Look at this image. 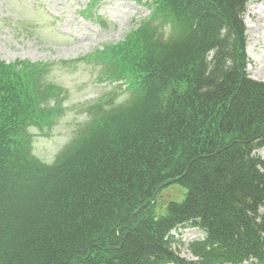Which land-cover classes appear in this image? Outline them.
I'll use <instances>...</instances> for the list:
<instances>
[{
    "label": "trees",
    "instance_id": "trees-1",
    "mask_svg": "<svg viewBox=\"0 0 264 264\" xmlns=\"http://www.w3.org/2000/svg\"><path fill=\"white\" fill-rule=\"evenodd\" d=\"M250 2L151 0L123 42L90 58L105 82L125 85L129 105H97L50 165L32 154L30 129L54 125L61 107L47 105L59 89L44 84V65L0 63V264H264V82L246 72ZM162 20L173 37L144 43ZM169 181L184 198L155 217ZM180 228L203 234L192 260L173 249Z\"/></svg>",
    "mask_w": 264,
    "mask_h": 264
},
{
    "label": "rangeland",
    "instance_id": "rangeland-1",
    "mask_svg": "<svg viewBox=\"0 0 264 264\" xmlns=\"http://www.w3.org/2000/svg\"><path fill=\"white\" fill-rule=\"evenodd\" d=\"M151 0H0V63L41 64L47 69L45 85L59 89V97L48 109L61 107L53 115L52 127L31 128L32 154L50 165L84 127L91 116L125 108L130 96L121 82H105L102 68L90 61L97 51L123 42L150 13ZM259 7L256 14L250 8ZM242 16L246 31L248 66L254 81L264 82V0H252ZM251 13V14H250ZM169 24L156 21L142 34L144 43H167ZM147 45V44H145ZM103 73V74H102ZM76 137V136H75ZM264 160V149L256 154ZM156 192L155 217L165 214L169 202L183 200L185 189L178 183ZM173 249L192 260L188 245L203 237L193 228L175 233Z\"/></svg>",
    "mask_w": 264,
    "mask_h": 264
},
{
    "label": "bare ground",
    "instance_id": "bare-ground-1",
    "mask_svg": "<svg viewBox=\"0 0 264 264\" xmlns=\"http://www.w3.org/2000/svg\"><path fill=\"white\" fill-rule=\"evenodd\" d=\"M258 9H260V8H259V7H257V8L253 7V8H250L249 11L251 12V10H252L251 13H252V14H253V13L256 14L257 11H258ZM251 13H250V14H251Z\"/></svg>",
    "mask_w": 264,
    "mask_h": 264
},
{
    "label": "water",
    "instance_id": "water-1",
    "mask_svg": "<svg viewBox=\"0 0 264 264\" xmlns=\"http://www.w3.org/2000/svg\"><path fill=\"white\" fill-rule=\"evenodd\" d=\"M171 183H173V181H169L165 185H170Z\"/></svg>",
    "mask_w": 264,
    "mask_h": 264
}]
</instances>
